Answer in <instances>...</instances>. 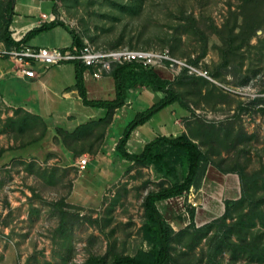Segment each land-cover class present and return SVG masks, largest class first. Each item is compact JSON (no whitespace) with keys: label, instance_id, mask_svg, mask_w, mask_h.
Returning <instances> with one entry per match:
<instances>
[{"label":"rangeland","instance_id":"374dc122","mask_svg":"<svg viewBox=\"0 0 264 264\" xmlns=\"http://www.w3.org/2000/svg\"><path fill=\"white\" fill-rule=\"evenodd\" d=\"M7 1L0 0V16L5 17L0 19L1 60L6 58L5 23L14 16L6 12ZM15 6L16 19L23 20L18 26L28 22L25 6H34L32 21L40 12H51L96 47L167 49L208 72L209 79L176 80L159 70L186 107L175 103L163 109L131 137L139 133L150 141L186 133L209 166L246 180L243 203L223 212L222 200L210 204L212 214L197 211L196 228L226 218L227 227L218 225L207 233H182L191 229L189 209L198 208L194 189L183 198L157 203L175 234V264H264V0H16ZM192 19L195 24L189 23ZM69 41L59 28L29 43L60 47ZM49 69L48 90L37 88L31 96L39 107L55 108L58 114L47 110L42 122L0 101V264H84L91 258L109 261V247L127 256L147 250L141 236L144 199L181 182L182 172L178 166L158 173L125 163L115 146L128 124L162 93H132L111 121L102 122L106 110L72 106L61 97L74 88L73 65ZM85 87L90 100L114 98L109 76L86 77ZM26 91L8 80L2 95L25 101ZM66 110L77 117L67 121ZM90 116L94 122L86 120ZM58 127L71 134L61 135L64 149H48L51 143L58 146L54 139L61 140ZM126 150L138 148L127 145ZM81 157L88 160L85 170L67 167Z\"/></svg>","mask_w":264,"mask_h":264},{"label":"trees","instance_id":"16d2710c","mask_svg":"<svg viewBox=\"0 0 264 264\" xmlns=\"http://www.w3.org/2000/svg\"><path fill=\"white\" fill-rule=\"evenodd\" d=\"M16 0H8L6 4V12L13 14ZM4 20V16H0ZM12 20L5 23L4 43L8 49L12 47H19L21 44L27 45L35 36L55 29L57 27L64 29L71 38V47L69 49H78L82 46L81 36L73 30L68 29L63 22L52 21L43 23L38 27L29 30L21 40L20 43H15L8 30ZM195 24V20L189 21ZM112 50H115L110 48ZM120 49V48H117ZM129 49V48H128ZM131 50H135L130 48ZM141 50V49H136ZM170 54L173 55L171 51ZM190 61V60H189ZM194 64L192 61H190ZM74 67V81L75 88L81 103L84 106L104 109L106 115L102 119H110L116 110L124 107L130 94L141 92L149 89L153 93H162V98L146 110L140 113L131 121L126 127L123 135L118 140L115 151L118 156L133 166L142 168H151L152 170L161 173L164 170L171 173L173 169L178 166L182 172V181L175 183L169 187L161 188L158 191H153L147 194L143 202V225L141 227L142 241L148 246L147 250H139L132 256L114 253L110 247L108 254L110 260L106 261L104 258H91L84 264H175V258L172 253V243L175 239V234L169 224L166 222L162 214L157 208V203L169 201L181 197L185 192L191 188L198 189L201 186L202 180L205 176L207 167L209 166L207 157L200 149L199 145L188 137L186 133H181L178 136L173 135H158L146 143L139 153H129L126 151L127 143L134 131L146 124L156 113L163 109L180 104L185 108V104L181 96L172 88V83L163 79L160 76V71L156 69H145L135 64L118 65L112 69L108 75L114 86V98L112 100H90L88 99L87 89L85 87L83 74L85 68L78 64H72ZM195 65V64H194ZM196 79L202 77L192 76L182 72L175 79ZM102 122H105L102 121ZM78 130L81 128H77ZM57 135L61 139L62 131L56 130ZM66 135V134H65ZM227 172V171H223ZM235 173V172H232ZM241 182V198L238 201L226 202L225 212L229 210L231 205H238L244 202L245 196V178L238 174ZM190 228L183 230L182 233H188L190 230L196 234L207 233L213 227L222 225L226 226V218L221 220H214L200 228H196L194 224V210L189 209ZM219 227V226H218Z\"/></svg>","mask_w":264,"mask_h":264},{"label":"built area","instance_id":"2783aa9c","mask_svg":"<svg viewBox=\"0 0 264 264\" xmlns=\"http://www.w3.org/2000/svg\"><path fill=\"white\" fill-rule=\"evenodd\" d=\"M39 21V25H41L55 21V18L51 14L43 13L40 15ZM8 30L12 40L21 44L24 35L22 36L20 30L13 27L12 24H10ZM2 55L16 64L18 73L25 78L36 77L33 70L35 65H42L48 68L64 63H75L84 67L86 69L85 75H88L93 80H101L107 77L114 67L124 64H135L145 69L167 71L173 79L183 71L188 75L209 79L208 72L200 71L197 66L195 67L188 61L173 57L167 49L145 51L120 48L105 50L90 44L86 40H82V46L78 49L35 48L21 44L19 47L5 50ZM87 164V158L81 157L77 160L75 167L79 172H82ZM192 191L193 188L178 198H183L188 193L192 194Z\"/></svg>","mask_w":264,"mask_h":264},{"label":"crops","instance_id":"0c3cea01","mask_svg":"<svg viewBox=\"0 0 264 264\" xmlns=\"http://www.w3.org/2000/svg\"><path fill=\"white\" fill-rule=\"evenodd\" d=\"M25 7L26 8L29 7V9L27 10V15L25 16V19H24L25 21H28V22L24 23L23 25L18 26V23L22 22L23 20L21 18L19 20L16 19V17H15L16 6L14 7V11H13L14 16H13V20L11 21V24L13 25V27L20 30V33L22 34V36L25 35L32 26H33V28L39 26L40 15L43 14V12H40L39 17H38L39 19H35V21H32L33 17L31 15V13H32V10L33 11L35 10V7L34 6H25ZM38 10H39V8H38ZM48 14H51V12H49ZM46 23H48V22H46ZM54 30L59 31V27L55 28ZM63 31H65V30L63 29ZM27 45H29L31 47H35V48L69 49L71 47V38H70V41L68 43L62 44L60 47L59 46L54 47V45H50L48 43H46V44L28 43ZM5 48H6V50H8L6 45H5ZM49 68L50 67L43 68L42 65H36L33 68V70L36 74V77L35 78H25L22 75H20V73H18L16 64L11 62L10 60H7L6 58H4V60L0 59V91H1L0 101L7 108H10L11 110H14V111H22L23 113L29 115L30 117L38 118L42 122H43V119L46 118L45 115H43V112H45L47 110L49 112L50 110H52V111H54L53 112L54 114H58L59 111L56 110L55 108L51 109V108H47L45 106L39 107L38 103L35 102V99L33 100L32 96H31V93L33 92V90H35L37 88H42L43 91H44V89L48 90V86H47L45 80H46V77L48 76V73L50 71ZM85 74L86 73L83 74L84 82L86 80V77L87 78L89 77L88 75H85ZM8 80H13V81L23 85V87L27 90L26 91L27 97L25 98V101H20V100L19 101H11V100L7 99V97L2 95V92H4L6 84L8 83ZM87 95H88V92H87ZM61 97L65 101H70V104L72 102V103H79L80 105H83L81 103L79 96H78V92L75 88V85L71 91H69V92L63 91ZM43 101H44V103L49 102L48 99H44ZM127 103H129V100ZM71 105L75 106L74 104H71ZM75 116H76L75 113H72V111H70V110H66V113H65L63 118H66L67 121H69V120H71L72 117H75ZM87 118L88 119H86V118L85 119L86 120L92 119L91 116L87 117ZM90 121L94 122L93 120H89L88 122H90ZM76 125H77V127L81 126L80 123H77ZM56 130L62 131V135L63 134H71V130H69V129H63V128L58 127V128H56ZM139 135H140L139 133L138 134L136 133V138L131 137L127 143L128 146H132L134 149L138 148L137 152H133V153H139L142 150L143 146L149 142V141H145L144 139H142V137ZM139 138L143 142L142 146H139V142H140ZM54 140L57 141L58 146L56 144L51 143L48 149H51V150L60 149V147L62 146V138H61V140H58V139H54ZM61 148L64 149L63 146ZM126 151L129 152L128 150H126ZM68 161H71V160L69 159ZM122 161L127 163L124 160H122ZM75 164L70 163V165H67V167H75ZM194 192L196 193V195H198L200 197V199L196 200V198H195V200L198 203V208H196L197 206L195 207L196 211L193 208V210H194L193 221H195V216L198 215L197 211H199V210H206V211H204V213L207 212V210H208L207 214H212L211 211L208 209L210 204H213V205L215 203L218 204V203H221V201L223 200V207L222 208H223V212H224L226 202L238 201L241 197L240 177L236 173L223 172V171L219 170L217 167L210 165L207 167V170H206L205 176L202 180L201 186L198 189H194ZM199 215H201V214H199Z\"/></svg>","mask_w":264,"mask_h":264}]
</instances>
